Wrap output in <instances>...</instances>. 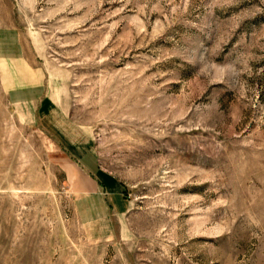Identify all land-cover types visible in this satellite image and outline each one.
<instances>
[{
  "label": "rangeland",
  "instance_id": "rangeland-1",
  "mask_svg": "<svg viewBox=\"0 0 264 264\" xmlns=\"http://www.w3.org/2000/svg\"><path fill=\"white\" fill-rule=\"evenodd\" d=\"M0 264H264V0H0Z\"/></svg>",
  "mask_w": 264,
  "mask_h": 264
},
{
  "label": "crops",
  "instance_id": "crops-1",
  "mask_svg": "<svg viewBox=\"0 0 264 264\" xmlns=\"http://www.w3.org/2000/svg\"><path fill=\"white\" fill-rule=\"evenodd\" d=\"M21 87H22V86H21ZM30 103H31V102H27V103H26V102H23V101L13 100L11 104L14 105V107H16V108H17V107H18V108H19V107H20V108H25L23 105H28V104H30ZM10 107H11V105H10Z\"/></svg>",
  "mask_w": 264,
  "mask_h": 264
}]
</instances>
